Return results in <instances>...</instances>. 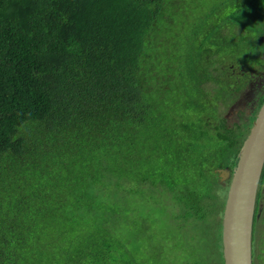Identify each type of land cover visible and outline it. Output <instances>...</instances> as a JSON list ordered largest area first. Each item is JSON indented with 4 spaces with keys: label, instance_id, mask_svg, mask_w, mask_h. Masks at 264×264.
I'll list each match as a JSON object with an SVG mask.
<instances>
[{
    "label": "trees",
    "instance_id": "1",
    "mask_svg": "<svg viewBox=\"0 0 264 264\" xmlns=\"http://www.w3.org/2000/svg\"><path fill=\"white\" fill-rule=\"evenodd\" d=\"M243 1L224 22L187 0H0V264H224L207 201L246 135L220 110L264 35V0Z\"/></svg>",
    "mask_w": 264,
    "mask_h": 264
},
{
    "label": "water",
    "instance_id": "2",
    "mask_svg": "<svg viewBox=\"0 0 264 264\" xmlns=\"http://www.w3.org/2000/svg\"><path fill=\"white\" fill-rule=\"evenodd\" d=\"M264 166V103L239 151L237 163L217 170L218 183H228L221 219L224 264H251V237L256 192Z\"/></svg>",
    "mask_w": 264,
    "mask_h": 264
},
{
    "label": "flooded vegetation",
    "instance_id": "3",
    "mask_svg": "<svg viewBox=\"0 0 264 264\" xmlns=\"http://www.w3.org/2000/svg\"><path fill=\"white\" fill-rule=\"evenodd\" d=\"M229 68V77L236 84V96L223 119L228 126L250 128L264 103V35H261ZM249 128V129H250ZM248 129V132H249ZM233 170V169H232ZM260 229L255 239L254 230ZM251 264H264V166L258 184L251 237Z\"/></svg>",
    "mask_w": 264,
    "mask_h": 264
},
{
    "label": "rangeland",
    "instance_id": "4",
    "mask_svg": "<svg viewBox=\"0 0 264 264\" xmlns=\"http://www.w3.org/2000/svg\"><path fill=\"white\" fill-rule=\"evenodd\" d=\"M187 2L189 5L192 6V9L201 8V6H203L205 9L204 13H209V12L213 11L214 14H216L215 20L224 21V22L226 21L225 17L229 14L228 11L232 10L234 7L233 0H187ZM241 2L244 3L243 0H237V3H241ZM224 10H227V11H224ZM199 14H202V12L198 13L197 15H199ZM198 17H200V15ZM189 31L190 30H189L188 25L180 27L179 23H174V26L172 24L168 29V44H167V46L172 50L173 46L169 43L172 39H176L174 41L175 45L178 48L183 47V51L185 52L187 50V45L190 42L191 34ZM256 36H257V38L260 37V33L250 35L251 38L252 37L255 38ZM237 45L242 46V42L239 41L237 43ZM180 81H184V80L179 79L178 77L173 79L171 82V85L173 86L172 88L178 87L180 85ZM176 97H178V95H176ZM228 107L229 106H227L223 110H220L222 116L226 114ZM249 128H250V124L248 127H244V128H241L240 130H238L237 131L238 136L243 137V138L245 135L247 136ZM76 159L77 160L74 161L73 166H75V167H74V170L71 174V177L80 178L81 172L79 169H81V167H85V166H87V168H89V166L81 160V157L76 158ZM82 171H84V170H82ZM227 188H228V181L226 182L225 186H217V188H214L210 192L211 197L207 201V204L210 208L216 207L217 205H219L223 201H225L226 194H227ZM63 200L70 202L71 197L66 195L65 197H63ZM128 200L129 199L126 198L125 195H123V194L119 195L118 209H119L120 214L127 209H133L135 205L139 204L138 200H133V199H130L129 201ZM169 213L170 212H168L163 218H160L161 224H164L168 220ZM127 217H128L129 222H131V219L134 218L130 214H127ZM127 225H130V223ZM128 229L135 232L133 228H128ZM254 237H255V239H258L260 237V229L254 230ZM163 260H164L163 261L164 264H168L169 261H168L167 257L163 258Z\"/></svg>",
    "mask_w": 264,
    "mask_h": 264
},
{
    "label": "clouds",
    "instance_id": "5",
    "mask_svg": "<svg viewBox=\"0 0 264 264\" xmlns=\"http://www.w3.org/2000/svg\"><path fill=\"white\" fill-rule=\"evenodd\" d=\"M218 179V178H217ZM229 183V182H228Z\"/></svg>",
    "mask_w": 264,
    "mask_h": 264
}]
</instances>
